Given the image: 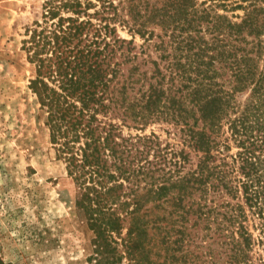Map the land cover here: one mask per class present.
Masks as SVG:
<instances>
[{
  "label": "trees",
  "instance_id": "obj_1",
  "mask_svg": "<svg viewBox=\"0 0 264 264\" xmlns=\"http://www.w3.org/2000/svg\"><path fill=\"white\" fill-rule=\"evenodd\" d=\"M21 49L88 263L264 264V0H48Z\"/></svg>",
  "mask_w": 264,
  "mask_h": 264
},
{
  "label": "rangeland",
  "instance_id": "obj_2",
  "mask_svg": "<svg viewBox=\"0 0 264 264\" xmlns=\"http://www.w3.org/2000/svg\"><path fill=\"white\" fill-rule=\"evenodd\" d=\"M46 1L0 0V264H90L92 232L51 147L30 89L35 68L21 49ZM120 35L131 38L125 30ZM150 129L166 138L160 126Z\"/></svg>",
  "mask_w": 264,
  "mask_h": 264
}]
</instances>
